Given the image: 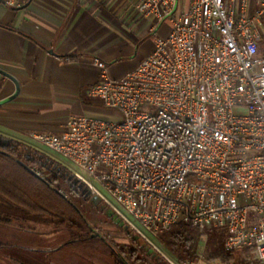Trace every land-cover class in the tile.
Masks as SVG:
<instances>
[{"label":"built area","instance_id":"obj_1","mask_svg":"<svg viewBox=\"0 0 264 264\" xmlns=\"http://www.w3.org/2000/svg\"><path fill=\"white\" fill-rule=\"evenodd\" d=\"M1 1L16 8L33 0ZM132 15L169 22L170 31L123 77L93 57L101 76L85 93L119 118L75 116L62 134L32 138L108 203L101 182L133 220L111 208L166 264H201V255L162 256L151 240L181 222L224 230L227 251L264 264V0H137ZM101 166L107 172L96 176Z\"/></svg>","mask_w":264,"mask_h":264},{"label":"crops","instance_id":"obj_2","mask_svg":"<svg viewBox=\"0 0 264 264\" xmlns=\"http://www.w3.org/2000/svg\"><path fill=\"white\" fill-rule=\"evenodd\" d=\"M136 3L33 0L10 8L0 0V70L12 77L0 71V135L37 149L32 133L60 135L71 117L118 119L85 93L101 76L93 57L123 77L170 31L169 22L156 27L133 16Z\"/></svg>","mask_w":264,"mask_h":264},{"label":"trees","instance_id":"obj_3","mask_svg":"<svg viewBox=\"0 0 264 264\" xmlns=\"http://www.w3.org/2000/svg\"><path fill=\"white\" fill-rule=\"evenodd\" d=\"M261 44L259 50L264 56ZM68 171L43 151L0 135V223L24 230L32 229L28 224L68 228L71 240L65 246L110 255L114 264H166L144 245V248L116 249L107 239L94 234L92 224L98 218L97 213L94 211L89 220L80 208L88 190L84 191L86 187H80V182L76 183ZM69 194L79 201L72 200ZM88 200L85 197L87 205L91 202ZM221 237L217 228L200 229L190 222L178 223L158 235L160 243L178 260H199V248L205 238L208 261L221 259L228 264H245L247 261H235L236 253L244 250L227 251L219 243ZM5 245L1 243L2 247ZM8 258L14 263L27 264L14 254Z\"/></svg>","mask_w":264,"mask_h":264},{"label":"rangeland","instance_id":"obj_4","mask_svg":"<svg viewBox=\"0 0 264 264\" xmlns=\"http://www.w3.org/2000/svg\"><path fill=\"white\" fill-rule=\"evenodd\" d=\"M186 1L187 0H183L184 3ZM261 51L262 53H264V35L261 44ZM101 108L102 110L107 112L105 115L109 116V112H114V114L117 113L118 115H120L117 110H114L112 108L103 106H101ZM111 120H115V118H111ZM36 147L38 150L43 151L49 157L59 162L61 166L66 167L70 171H68L67 173H70V175L73 176L75 167L69 161H67L57 153L45 148L40 143L37 144ZM105 172H107V169L104 166H101L97 168L95 175L101 176V174ZM94 183L101 195L107 200L108 203L119 209L124 214V216L126 215L129 218V220H133L119 206V204L114 200V198L102 185L101 182L95 180ZM93 196L94 195H88L87 193V195L85 196L89 198L87 202H91H89V205H87L84 197L82 200V203L84 204L80 206L83 212L82 214H84L88 219L91 218V215L92 213H94V211L97 213L98 221L95 219V222H93L92 224L94 230L93 233L107 239L116 249H129L136 246L144 248L143 244L145 243L138 237L135 228L132 229L133 227H130V222L126 220V218L121 216L122 214H116L115 210L111 208L112 206H110L101 198L98 199L99 204L96 205L99 207L97 208L96 205L92 203ZM70 197L72 198V200L79 201V198L77 197H74L72 195H70ZM97 209H99L100 211H98ZM107 210L110 211V214H108ZM135 223L136 225L140 226L138 222ZM28 226L32 229L24 230L13 225L0 223V264H18L14 263V261L8 258L10 254L19 256V258L22 261L27 262V264H114L115 262L114 257L101 252L82 250L65 246V244L71 240V233L68 228L55 229L53 227L35 224H28ZM217 230L222 234L219 243L224 246L226 235L224 236L223 233L225 234V231L222 229ZM151 240L153 241L154 245L162 252V256L164 255L165 257L172 260L176 259L160 243L159 239ZM1 243L6 244L5 247H2ZM199 253L202 256V259L200 261L201 264H207V262L213 264V260L208 261L206 257L207 255L205 254V238H202ZM250 258L251 255L249 254V252L241 251L236 253L235 261L245 262Z\"/></svg>","mask_w":264,"mask_h":264},{"label":"water","instance_id":"obj_5","mask_svg":"<svg viewBox=\"0 0 264 264\" xmlns=\"http://www.w3.org/2000/svg\"><path fill=\"white\" fill-rule=\"evenodd\" d=\"M1 72H3L4 74H6L7 76H9L10 77V75L8 74V73H6V72H4V71H2V70H0ZM10 78H12V77H10ZM15 80V79H14ZM17 83V82H16ZM18 94V83H17V91H16V93H15V95H13V97L12 98H14L16 95ZM11 98V99H12ZM10 100V99H9ZM25 167H27L32 173H36L32 168H30V167H28L27 165H25ZM37 174V173H36ZM75 182L77 183H79V181L77 180V179H75ZM80 187H83V184H81L80 183ZM88 189L87 188H85V190L84 191H87ZM88 193V195L89 194H91V192L90 191H88L87 192ZM99 199V196H97V195H94L93 196V200H98ZM144 245V244H143Z\"/></svg>","mask_w":264,"mask_h":264},{"label":"flooded vegetation","instance_id":"obj_6","mask_svg":"<svg viewBox=\"0 0 264 264\" xmlns=\"http://www.w3.org/2000/svg\"><path fill=\"white\" fill-rule=\"evenodd\" d=\"M262 31H263V33H264V18H263V20H262ZM92 195V194H91Z\"/></svg>","mask_w":264,"mask_h":264}]
</instances>
